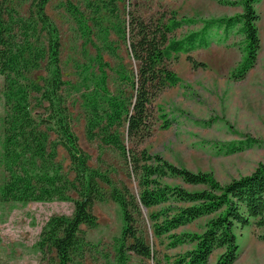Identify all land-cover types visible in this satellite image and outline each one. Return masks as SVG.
<instances>
[{
	"label": "trees",
	"instance_id": "16d2710c",
	"mask_svg": "<svg viewBox=\"0 0 264 264\" xmlns=\"http://www.w3.org/2000/svg\"><path fill=\"white\" fill-rule=\"evenodd\" d=\"M120 1L89 2L105 51L119 58V90L117 94L110 91L105 68L108 64L99 56L104 68L91 76V88L84 96L86 137L120 153L136 174L139 191L117 186L109 175L92 167L72 129L63 93L66 81L60 31L47 12L50 0H31L27 15H20L0 0V74L7 109L0 164L8 174L0 183V201L26 205L66 201L72 192L77 194L74 214L53 216L40 234L41 249L55 250L59 264H87L83 262L87 242L81 226L97 223L93 204L105 200L108 194L121 208L123 227L113 237V254H103L105 264H129L131 253L159 262L157 251L137 224L143 208L150 210L154 237L168 236L171 247L195 244L169 264H209L213 252L220 248L225 251L214 264H233L239 255L235 228L251 224L264 228V163L250 174L223 183L212 172L177 166L144 144L153 135V101L181 81L173 63L182 53L195 68L205 67L192 53L215 41H226L238 30L244 36V57L232 78L243 80L256 65L261 46L256 4L261 0H240L241 13L210 19L180 17L175 11L158 12L148 18L128 11L123 17ZM68 9L78 18L73 4L69 3ZM200 23V29L177 35L178 30ZM111 33L128 44L138 65L136 70L123 62ZM44 62L45 75L34 79L32 74L43 68ZM33 100L44 109L38 118L32 111ZM171 122L166 119L165 126ZM260 144V140L247 136L222 142L218 149L230 155ZM59 147L68 153L74 178L63 171ZM102 183L111 187L109 193ZM207 217L201 232H178Z\"/></svg>",
	"mask_w": 264,
	"mask_h": 264
},
{
	"label": "rangeland",
	"instance_id": "374dc122",
	"mask_svg": "<svg viewBox=\"0 0 264 264\" xmlns=\"http://www.w3.org/2000/svg\"><path fill=\"white\" fill-rule=\"evenodd\" d=\"M1 1L17 10L20 15H27L31 6V0ZM90 1L50 0L47 5V12L60 31L61 64L66 81L63 93L72 129L80 146L88 153L92 167L109 175L117 186L127 185L138 192V178L120 153L112 147L101 145L98 140L91 142L86 137L84 96L91 88V76L100 74L104 68L100 66L99 56L108 64L105 68L109 74L110 91L117 94L119 90L116 73L119 58H114L105 51L99 39V29L92 21ZM239 1L121 0L119 6L123 17L127 16L128 11L146 18L162 11H175L180 17L210 19L241 13L243 8L238 5ZM69 3L73 4L78 18L69 11ZM256 10L260 15L257 25L261 46L256 65L243 80L232 78L233 70L244 57V36L238 30L228 40L215 41L210 47L197 49L192 53L205 67L195 68L184 53L173 63L181 81L178 85L167 88L152 103L155 125L153 135L144 144L151 152L159 153L169 162L195 172H212L223 183L250 174L260 163H264V0L256 4ZM201 27V23L184 27L177 31V35L182 36L189 30ZM221 34L220 30L218 36ZM110 39L123 62L136 70L138 65L131 56L128 44L119 40L115 33L110 34ZM44 66L45 62L43 68L32 74L34 79L40 80L45 75ZM3 87L4 78L0 74V155L7 111ZM31 107L37 118L44 112L43 108L36 105L35 100ZM166 119L172 121L168 127L165 126ZM247 136L260 140L261 144L230 155L218 149V144L222 142L242 140ZM58 160L64 173L74 178L68 153L63 147H59ZM7 176L0 164V183ZM169 182L181 183L180 180ZM102 185L109 193L111 187L104 183ZM75 199L77 194L72 192L71 198L66 201L29 202L26 205L0 201V264H59L55 250L41 249L40 234L53 216H72ZM92 211L97 216V223L93 226H81V235L87 242L83 262L105 264L103 254H113V237L123 227L121 208L108 194L105 200L93 204ZM149 212L150 210L143 208L137 224L157 251L159 262L131 253L129 264H169L176 255L195 246L187 243L171 247L168 236L154 237L150 229ZM208 219L209 217L202 218L182 227L178 232H201ZM235 233L239 255L233 264H264V228L254 224L237 226ZM224 251V248L216 249L209 264L216 263Z\"/></svg>",
	"mask_w": 264,
	"mask_h": 264
}]
</instances>
